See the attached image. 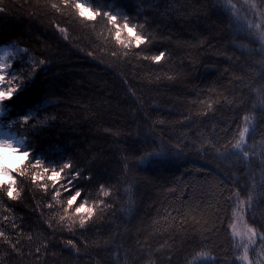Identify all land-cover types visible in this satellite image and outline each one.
I'll return each instance as SVG.
<instances>
[{
	"label": "trees",
	"instance_id": "16d2710c",
	"mask_svg": "<svg viewBox=\"0 0 264 264\" xmlns=\"http://www.w3.org/2000/svg\"><path fill=\"white\" fill-rule=\"evenodd\" d=\"M249 1L252 10L248 0H84L142 25L155 42L141 51L119 45L106 20L65 24L45 0H0V47L14 52L8 79L23 82L0 106V128L32 154L18 177L24 199L0 205V230L19 240L13 252L0 238L3 264H242L229 227L238 211L264 232V43L255 35L264 30V0ZM160 50L159 65L143 59ZM23 116L36 119L25 125ZM245 126L248 158L231 147ZM160 143L179 145L182 155L137 167V150ZM36 159L74 168L54 188L32 179L43 171L32 168ZM70 183L83 192L78 203L111 205L86 229L78 217L61 220L70 195L62 185ZM261 236L249 246L253 264L264 260Z\"/></svg>",
	"mask_w": 264,
	"mask_h": 264
},
{
	"label": "snow or ice",
	"instance_id": "6c2138e0",
	"mask_svg": "<svg viewBox=\"0 0 264 264\" xmlns=\"http://www.w3.org/2000/svg\"><path fill=\"white\" fill-rule=\"evenodd\" d=\"M230 2V0H229ZM45 9H50V15L56 16L58 14L59 18H64V23L67 24L72 20H76L82 24L95 23L99 20H106L108 24L112 26V30L114 31V36L116 42L124 47L125 49L131 48L133 46V42L137 49H141V51H145L148 47L151 46L155 42V37L150 34H146L140 29L143 28L142 25L136 26L131 23L129 18L123 16L119 13H113L111 11H101L99 9H94L93 7L87 5L84 0H45V4L43 5ZM234 7V5H232ZM252 7H256L254 4ZM260 8L264 9V3L260 4ZM231 10V9H229ZM4 9L0 8V12H3ZM261 17H264V11L260 12ZM123 20L121 23L120 21ZM53 27L57 30V32L61 35L62 38H67L66 34L68 33V27L61 26V22L59 19L53 21ZM258 39L264 43V30L259 31L255 34ZM141 45H144V48H141ZM27 49L25 53H27ZM262 51H264V47H262ZM91 55V53H89ZM127 53H125L126 55ZM113 55H116L113 52ZM166 52L164 50L158 51L157 54L153 55H144V60H149L157 65L161 63V61L165 60ZM46 63L45 60L41 59L36 61L34 65L31 66L30 70L34 73L36 71V66H42ZM9 65L0 64V106L4 105L5 102L12 101L13 97L16 95L18 89L21 87L23 82L17 81V84H13L12 80H9L4 74V70L7 69ZM15 79V77H13ZM262 79H264V74H262ZM18 85V86H17ZM261 108L264 111V89L261 90ZM209 108L211 105L208 106ZM0 114H2V109H0ZM207 115V113H204ZM36 118L31 116H23L19 122H22L25 125L29 124V121L34 120ZM245 122L249 120V117H244ZM17 123V122H13ZM39 126V125H37ZM249 133V127H243V130L239 132V139L236 140L234 144H232V150L234 152L241 153L244 158H248L250 155V150L246 145V135ZM146 143L148 141L146 140ZM0 146L11 147L15 149L16 156H23V160L28 159L32 154L29 151L22 150L21 147L17 146V143L13 139H4L0 138ZM261 155L264 156V143L261 144ZM254 151V148L251 149ZM137 151L142 152L139 155L138 160L136 161V166L141 167L146 161H149L153 158H167L170 156H179L182 155V150L179 149V145L176 146V150L174 151L170 147H166L163 143L157 144L155 147H145L143 149H138ZM264 163V161H262ZM32 168L43 171H37L35 176L32 177L35 181H41L44 179L52 181L53 187L55 188L57 184L64 178L65 170H72L74 168L73 164L63 163L59 168H48L45 166L44 162L40 159H36L35 163L32 165ZM26 171L25 168L21 166H4L0 168V205H3L4 198L13 202H22L24 199L23 189H21L20 184L24 183L23 180H19L18 177H25ZM81 176V171H75V178L78 180ZM91 179V176L87 177ZM64 190L70 195L66 200L67 207L64 209V215L61 216V220L64 219H73V217H78V225L80 229H86L89 225V221H92L93 217L96 215L97 210L101 213L104 212L105 208L110 207L105 203L104 200L99 202L98 206L94 203L92 206H88V201L84 200L82 203H78L80 198L83 195L81 189H76L73 191V185L64 184L62 185ZM44 187L47 188V184H44ZM103 187V186H102ZM61 193L59 190L56 191L54 200L59 203V197ZM111 195L110 191H104V196L108 197ZM241 192L237 190L234 193V196L237 200ZM251 200V195L249 194V200L242 201L241 203H249ZM261 203H264V199L261 200ZM75 206V207H74ZM49 209H52L54 206L52 204L48 205ZM243 209H241V213ZM7 219V217H6ZM238 219H243L241 215ZM253 223H256L255 219H253ZM75 224V220H73V225ZM14 228H17V225H13ZM51 227V225H49ZM231 228L232 234L234 236H238L241 240V246L243 248V254L239 257V259L246 264H253V261L249 258V246L253 245L256 241L258 235H264V232L259 231L256 227L248 226L247 222H244L245 231H237V223L233 222L229 225ZM260 230H264V223H260ZM68 231H74V226H69ZM0 238H5L8 246L11 248L13 252L18 251L17 246L19 244V240L16 242H12L11 240H7L5 236V231L0 230ZM196 237H192L190 242H195ZM67 245L79 251L76 245L72 240H68ZM202 242L197 244V247H201ZM254 251V249H253ZM36 252H40V248H36ZM203 255V253H201ZM7 257H0V264H3V260ZM260 264H264V260L260 262Z\"/></svg>",
	"mask_w": 264,
	"mask_h": 264
},
{
	"label": "rangeland",
	"instance_id": "374dc122",
	"mask_svg": "<svg viewBox=\"0 0 264 264\" xmlns=\"http://www.w3.org/2000/svg\"><path fill=\"white\" fill-rule=\"evenodd\" d=\"M249 4H250V10L254 9V7H252V5L254 3L252 1L248 0V4H247L248 5V9H249ZM253 11H255V10H253ZM256 16H259V15H256ZM262 18H264V17H262ZM261 24H262V22L259 23V26H258L259 30L262 28ZM13 56H14V52L12 50V47H0V64H7L8 65V63L10 62L11 58H13ZM4 138L13 139L12 137H8V136H4ZM13 140L17 143V146L21 147V142H18L15 139H13ZM19 157L20 156H16V161L17 162L14 165H12V166H19V165H21L24 162V160L22 162H20ZM241 215H242V213H240V211H238V214L235 217L236 218L235 222L237 223V231L243 232V231H245V228H244L245 219H244V217H243V219H238V217H240ZM233 238H234L236 244L239 246V250H241V252L243 254V248L241 246L240 238L238 236H234V235H233ZM263 241H264V238H263V240L261 242H263ZM249 258H250V255H249ZM193 264H196V263H193ZM242 264H246V262H242Z\"/></svg>",
	"mask_w": 264,
	"mask_h": 264
},
{
	"label": "clouds",
	"instance_id": "9594fccd",
	"mask_svg": "<svg viewBox=\"0 0 264 264\" xmlns=\"http://www.w3.org/2000/svg\"><path fill=\"white\" fill-rule=\"evenodd\" d=\"M8 139V138H4ZM15 149L11 147L0 146V168L4 166H12L16 161ZM23 156L19 157L20 162L23 161Z\"/></svg>",
	"mask_w": 264,
	"mask_h": 264
}]
</instances>
